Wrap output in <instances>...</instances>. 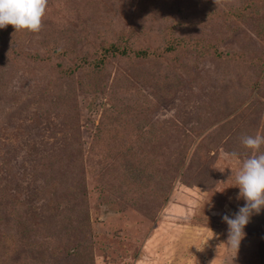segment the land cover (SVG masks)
<instances>
[{
    "label": "rangeland",
    "instance_id": "1",
    "mask_svg": "<svg viewBox=\"0 0 264 264\" xmlns=\"http://www.w3.org/2000/svg\"><path fill=\"white\" fill-rule=\"evenodd\" d=\"M183 1L48 0L17 42L57 56H0V264H264V208L237 253L222 220L264 134V3ZM108 96L139 105L100 130Z\"/></svg>",
    "mask_w": 264,
    "mask_h": 264
},
{
    "label": "clouds",
    "instance_id": "2",
    "mask_svg": "<svg viewBox=\"0 0 264 264\" xmlns=\"http://www.w3.org/2000/svg\"><path fill=\"white\" fill-rule=\"evenodd\" d=\"M47 5L48 0H0V28L11 25L15 31L27 30L38 33L43 27L42 20ZM241 142L245 148L257 154L244 159L235 176L236 187L240 190L238 198H243L244 206L232 216L226 214L222 217L228 226L226 244L235 253L238 252L240 243L245 238L244 228L250 222L251 216L259 214L264 208V152L260 151L264 146V134L244 135L241 137ZM228 155L232 159H239L236 152ZM212 234L213 237L214 233Z\"/></svg>",
    "mask_w": 264,
    "mask_h": 264
},
{
    "label": "trees",
    "instance_id": "3",
    "mask_svg": "<svg viewBox=\"0 0 264 264\" xmlns=\"http://www.w3.org/2000/svg\"><path fill=\"white\" fill-rule=\"evenodd\" d=\"M187 1L188 0H184L183 1L182 7L183 6L185 7V6L188 5ZM200 1L210 2L211 0H198V2H200ZM213 2H215V0H213ZM220 2L222 3V0H218V3H220ZM259 2L263 5L264 0H259ZM204 5H208V4L206 3ZM248 7L249 6H245L244 8L247 9ZM181 9L182 8H178L176 10V12H178L179 15L181 14L182 16H184V13H182L180 11ZM205 15H207V14H205ZM217 15L222 16L224 18L226 17L227 19H233V16L239 18L242 15V12L235 11V8H232V9L228 8L225 11L224 8H223V9L217 10ZM162 17L166 18V16H162ZM158 19H160V18L157 17L156 20H158ZM170 28L171 27H169V30H170ZM172 28H175V29L178 28V22H174V24L172 25ZM22 32H23V30L15 31L14 27L11 26V25H7L4 28H0V46H1L2 40L6 41V43L8 45V46H5V47H8V48L3 49V51H1V48H0V56L8 55L10 58L14 59V54H17L20 58L24 59L25 61H30L31 62V66H33V62L41 61L42 58L44 59L47 56V54H49L50 56H57V52H56L57 50L55 51V50H53V48H52L51 51L47 49L44 54H41V53L33 54L32 52L24 51L20 47L18 48V44L19 43L17 42V39L20 38V35H21ZM178 43L181 44L180 41H178ZM16 50H17V52H16ZM175 50H176L175 43L174 42H170V43H168V46L164 47L160 51L159 55L164 56L165 54H172ZM6 52L8 54H6ZM129 52L130 51L127 48L119 47V45L116 44V43H109V44L105 45V47H103V49H102L101 55L99 56L98 60L93 63V66L95 67V68H93V71L96 72V69L98 67L102 66V64L106 61L107 57H109V56H112V57L127 56L129 54ZM131 53H132V51H131ZM134 55H135V57H137L138 59L141 60L143 57H145L146 52L141 47V48L136 49L134 51ZM95 77H97V76H95ZM91 81H94L92 83H95V79H93V77H92ZM138 105L139 104H136V101H131L130 104L126 103V106L123 104V101H121L120 105H118V103L114 99H112V97L108 96V103H107L106 107L104 106V109H103V111H104V121L100 120V122L98 123L99 129L101 130L102 129L101 126H104V125H106L105 127H108L109 123H112V124L116 123L118 121V118H119L120 115L126 114V113H124L123 110H118L117 109L118 106L121 107L122 109L124 108L125 111L127 110V113H128V109L129 110L133 109L135 107H138ZM126 115H129V114H126ZM172 127H173V125H172ZM48 158H49L48 159L49 162L50 161H54V162L57 161V163H59V165L60 164H64L56 156H49ZM60 167H62V165H60ZM0 200H1V198H0ZM2 205H3V203H2V200H1L0 201V207H2ZM256 222H258V221L255 220V223ZM258 224H259V222H258ZM262 230H264V225H263V228H260V231L262 233L260 232L261 234H258L259 236L264 237V233H263Z\"/></svg>",
    "mask_w": 264,
    "mask_h": 264
}]
</instances>
